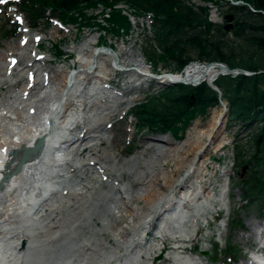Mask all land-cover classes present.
<instances>
[{
  "label": "bare ground",
  "instance_id": "bare-ground-1",
  "mask_svg": "<svg viewBox=\"0 0 264 264\" xmlns=\"http://www.w3.org/2000/svg\"><path fill=\"white\" fill-rule=\"evenodd\" d=\"M212 19L216 20V16L212 15ZM42 38L41 35L24 31V37L6 50L8 53L3 55L5 62L0 67V76L4 81L9 82L13 75L11 68L18 62L10 57L14 51L30 41ZM95 43V40L86 41L78 49L74 61V65L77 63L78 66L70 74L64 73L63 69L52 72L53 77L49 78L48 88L42 95L33 97L36 83L30 87L26 83L23 90L30 91L29 102L22 109L16 110L13 107L15 99L20 105L23 104L16 97H13L11 104L0 103V179L8 176L0 186V264H151V256L157 245L146 241L148 232L152 235L157 231V236L163 240L172 239L178 243L177 239L180 237L189 242L194 231L190 228L196 226L195 222L205 215V210L198 212L196 208L202 204V199L207 203L214 201L215 197L211 196L206 187L199 188L196 183L204 171H207V157L225 145L226 114L224 115L220 106L221 110L218 113L213 111L205 124L196 120L190 125L186 138L181 142L171 141L166 135L155 138L153 141L163 145L154 149L155 155L139 163V155L144 152L132 155L125 164L118 165L121 170L119 173L113 172V165L116 163L112 156H103L102 152L105 153L106 149L98 148V142L107 144V138L100 134L103 129L101 125L108 115L106 110H111L108 101L115 96L114 93H106L109 92L107 81L112 76L110 68L114 69L115 74L116 71H131V76L137 77L134 79L139 83L150 80L157 85L170 82L168 77L155 79L152 75L154 73L141 60L128 54V50L124 52L120 48L119 53L110 52L108 48L96 47L89 50L90 45L95 46ZM33 56L28 55L27 65L35 63ZM132 61L135 64L130 65ZM217 71L215 67L193 63L181 74H172L171 78L200 81ZM132 88L125 87L123 94L130 93ZM118 95L121 93L116 94ZM90 99L86 114L79 115L78 111L84 110L81 106ZM117 103L121 104L123 101L120 99ZM30 108H34L33 115L28 113ZM93 110L104 112L97 119L96 126L88 121ZM51 119L52 130L48 132L46 122ZM80 124L83 125L84 133L81 135L80 132L72 138L70 135ZM41 135L47 137L41 153L24 163L19 173H12L21 150L18 151L15 162H9L8 152L22 146L31 147ZM14 137L17 138L16 142ZM54 139L58 144L68 145V150L63 153V157L67 159L70 147L79 142V149H76L73 156L83 160L79 166L66 161L64 167L58 170L60 174L56 171L57 176H54L55 169L50 167L54 166L50 164H54L51 155H57L52 153ZM168 159L175 166L171 174L164 173L162 168L168 163ZM156 167L161 170L158 174L154 170ZM94 169L113 172L109 178L112 191L103 195L96 193L95 197L91 195L87 200H78L76 196L82 191L79 193L77 186L86 189L87 194L91 193L93 187L89 184L91 181L88 174L90 172L95 175ZM181 170H185V173L176 179L175 174ZM123 174L132 184L140 187L131 191L123 184L116 185ZM158 180L163 182L160 187L157 185ZM85 186L90 187L87 189ZM220 198L221 194L218 200L225 203L224 198ZM113 199L124 201L123 204H118L117 201L110 203ZM136 201H142L143 206H130ZM252 239V256L247 259L246 264L256 262L259 258L264 245V225L252 227L247 235L240 237V241L246 242L245 244ZM176 249L180 248L175 247L174 250ZM176 251L172 257L175 264L201 262L189 261Z\"/></svg>",
  "mask_w": 264,
  "mask_h": 264
},
{
  "label": "trees",
  "instance_id": "trees-1",
  "mask_svg": "<svg viewBox=\"0 0 264 264\" xmlns=\"http://www.w3.org/2000/svg\"><path fill=\"white\" fill-rule=\"evenodd\" d=\"M242 5H229L224 13L234 16L232 28L224 30V25L210 22L204 13H197L183 0H18L19 11L29 27L40 25L48 28L50 19L72 25L80 31L98 26L99 32L129 35L130 22L120 10L114 9L125 3L137 13L152 12L153 39L147 40L146 56L154 68L159 64L175 65L174 72L180 73L192 62H220L230 68H240L253 72L251 76H220L215 86L218 95L203 82L198 86L176 84L165 86L156 93L145 96L135 104L128 115L135 119L138 132L151 135H171L180 137L186 127L196 118L219 107V100L226 102L228 120L247 131L246 142L234 145V165L240 168L241 176L245 164L251 169L240 180L243 201L253 204L262 200L264 209V0H234ZM111 9L108 17L102 13L104 25L88 16L87 12L98 6ZM251 8L257 12H253ZM94 21V23H93ZM0 26L2 39L16 35ZM152 42L154 45H152ZM102 43V39H101ZM42 48V46H41ZM54 56L61 57L60 45L52 43ZM181 133V134H180ZM241 227V222L233 219L231 228ZM237 250L229 246L224 256L234 257ZM221 252L215 253L220 258Z\"/></svg>",
  "mask_w": 264,
  "mask_h": 264
},
{
  "label": "rangeland",
  "instance_id": "rangeland-1",
  "mask_svg": "<svg viewBox=\"0 0 264 264\" xmlns=\"http://www.w3.org/2000/svg\"><path fill=\"white\" fill-rule=\"evenodd\" d=\"M6 3L7 2L0 4V26H4V24H6V29L11 30L14 29L16 27V23H18L20 27L17 29V34L14 38L2 39L0 34V67L5 62L3 60V55H5L6 50L8 51L11 46L16 45L18 41H20L22 37H24V30L27 29V22L21 16V14H19L17 7L13 5V7L8 8ZM223 7L226 8V6ZM103 11L104 7L98 6L96 9L88 11L87 15L95 16V20L98 21L101 25L105 26L102 20ZM128 13L130 15L131 22L135 25L132 26L131 23V28L129 31L130 34L127 36L124 35V33L122 32L120 36H117L116 34H112L110 32L106 33L104 31L97 33L95 30L99 29L98 26L83 29L81 33H79L78 30L74 27L67 26L65 28H60L58 25H50L49 28H44L43 25H40L35 30L27 29L30 31L31 34H38L43 36L40 42L42 43V48H40L37 53L35 52V54L40 53L39 55L44 56V58L41 61L36 62L37 65H27L26 58L28 59V55L32 57V53L33 51H35V49H33L34 47L30 46L31 48L29 49L28 46L33 41L28 42L26 46H21L16 51H14L11 57L18 58V62L16 63V65L14 64L15 66L13 65L15 70L10 79L11 81H4L3 78H1L0 76V103H4V105H7L11 104L14 101L13 97L20 99V96L22 94L21 90H23V86L27 82L25 76L26 71H28V69L35 70L36 72L35 78L37 85H35L36 89L34 91V94L32 95L33 97H36L39 92H41V87H43L42 73L44 71L48 72L50 77H53L52 72H59L61 71L60 69H64L67 66L70 67V72L77 57L78 49L86 41L98 40L99 37H101L103 45H113L114 47H116L113 50L115 53H119L120 48H122L120 50H123L124 52L128 50V54L134 55L136 59L141 60L146 65V67H148V62L150 60L146 56L145 49L147 45L144 46L146 44L147 38L144 39L142 35V30L145 28V25L142 21H140L139 25L136 24V17L132 14V12L128 11ZM17 17L20 18L19 21L17 20ZM52 43L59 44L64 54L72 55L73 58L71 60L63 62L64 57H62L61 60L55 61L53 59ZM31 49H33L32 52ZM30 61H32V58ZM129 64L132 65L135 64V62L132 61ZM174 68L175 65L173 64H170L168 66L159 64L155 69L159 74H175ZM41 69L43 70L42 72ZM73 69H77V66ZM113 70V68H110V73L112 76L110 77V81L108 80L107 83L111 87V91H117L118 93L120 92L121 95L116 96V93H114L115 96H112L113 99H109L108 101V105L110 106L111 110H106L105 112L108 113V115H106V120L102 123L103 125H101L103 129L100 133L101 136L107 138V144L102 145L101 142H98V148L100 147L104 150L106 149L105 153L102 152L103 156H112L113 161L116 163V167L113 165V172L119 173L121 171L120 166L122 164H125L126 160H128L132 155H139L140 152H144L143 155H139V163L141 160L148 159L149 157L155 155L154 149L156 147H163L161 143L153 141V139L158 138L160 136H153L146 132L137 133L135 128V119L131 116H128V114H126L125 112H127L136 103L142 102L145 99L146 95L156 93L165 86L161 84L157 85L156 82L151 80L148 82L139 83L137 82V80L134 79L137 77L131 76V71L127 73L116 71L115 74ZM151 70L153 71V68ZM11 83L12 85H10ZM127 86H132L133 88L130 93L123 94V91ZM106 93L110 94V92ZM120 99L123 101V103L118 104L117 101ZM18 104L19 103L16 102L15 99L13 107L20 106V104ZM87 109L88 108H86V110ZM220 110V107L211 109L206 113L205 116L198 117L196 118V120L199 121L201 124H205L210 119L213 111H216L218 113V111ZM103 115L104 112L101 113V111L93 110L92 116L88 117V121H90L92 124L98 123L97 119L99 120V118ZM196 120L190 123L182 134L180 133V137L174 139L170 135L166 136L170 137L171 141L181 142L186 138V131L189 126L192 125ZM101 127L99 126L98 129H100ZM83 131V125L80 124L78 129H76L74 133H83ZM247 138L248 135L246 130H243L241 127H239L238 124L229 122V120L227 119L226 129L224 132L225 145L219 151H217L216 153H212L210 154V156L207 157V159L205 160V164L207 165V171H204V173L196 183L199 188L203 186L206 187L208 192L211 193V196L213 198L215 197L214 201L212 203H207L206 200L202 199V204L196 208V211L198 210V212L205 210V215L202 218H197L198 220L195 222L199 225V228H190V230H195V232H193V237H191L192 240H190L189 242L186 241L185 243H181L177 239V243L176 240L172 239H156L154 238V234H156L157 231H154V234L152 233V235L151 233L147 234V236L145 237L146 241L150 243L152 242L153 244L157 245V248L152 256L157 255L162 250V247H164V249L166 250V252L162 256V259L159 260L156 264H175L172 258L177 252L176 250H174L175 247H186L184 251H181L180 249L179 252H183V255L191 253L193 259H198L203 264H246L247 259L251 256L250 247L252 246L253 239L248 244H245L246 242L242 243L240 241V237L242 235H247V231L250 228H257L260 226V224L264 225V209L261 210L260 204L262 200L255 201L253 202V204H248L243 201L244 195L240 187V180L244 178L247 172H249L251 166L245 164L248 165V168L246 169L244 174L238 176L237 172L240 171V168H236L233 161L234 145L236 143H239L240 141L245 143ZM76 147L77 145L72 146V151L70 152L68 158V161L72 165L73 163L75 164L73 166H78L80 163L83 162L81 157L73 156V151ZM146 147L149 148L146 149ZM189 157H192V155H190ZM170 160L171 159H168V163H166L162 167L164 173L171 174V172L175 170L174 163ZM116 161L119 162L117 163ZM154 170L157 174L161 172L158 167L154 168ZM94 171H96L95 175H91L90 172L88 174V177L90 178L89 180L91 181L89 182V184L93 187V189L90 191V194L86 193V189H80L81 186L76 187L79 193L82 191L81 194L76 196L78 200H80V198L87 200V197L90 198L91 195L95 197L96 193L103 195L112 191V188L110 186V183L112 182L109 181V178L112 176L111 174L113 172L108 170H103L101 172L97 171V169H94ZM184 173L185 170H181L180 173L175 174V178H179L180 175H183ZM130 183V180H128L123 174L121 177V181L116 185L122 186L123 184L124 186L128 187L131 191L137 190L140 187L138 184ZM161 183H163L162 180H158V187H160ZM90 186H85V188L88 189ZM217 193L221 194L220 199L224 198L225 203L221 202L222 200H218V195H216ZM177 195L178 194H176V196ZM135 199L136 197H134V200ZM111 201L112 202L110 203H113V201H117L118 204H123L124 199H113ZM136 203L134 204L133 202L131 203L132 205L130 204V206H143L142 201H136ZM61 204L63 205V203ZM92 205L94 204L92 203ZM92 205H89V207ZM108 206L109 205H107V207ZM100 207L101 206H99L98 209H100ZM116 213L117 211H115V214ZM108 215L109 213H107V217ZM217 216L219 217V219L217 218ZM233 219L240 221L241 227L237 226L232 229L231 221ZM85 232L88 234L87 231ZM89 233L90 235H92V232ZM229 246L237 250L236 256H224V251ZM217 251L218 253L221 252L222 254L220 258H215V253H217Z\"/></svg>",
  "mask_w": 264,
  "mask_h": 264
},
{
  "label": "water",
  "instance_id": "water-1",
  "mask_svg": "<svg viewBox=\"0 0 264 264\" xmlns=\"http://www.w3.org/2000/svg\"><path fill=\"white\" fill-rule=\"evenodd\" d=\"M233 5L237 6V5H242V3L240 1H236L232 3ZM253 12H257L253 9H251ZM224 19L226 21V25L224 26V30L228 31L229 29L232 28V22L234 19V16L232 14H226L224 16ZM110 52H113L111 49H108ZM205 67H215L218 69V71L216 73H214L212 76L205 78L203 77L200 81H183V80H173L171 78V76L166 75V77H168V81L171 84H178V83H183V84H190V85H199L200 83L206 81L208 83V85L210 86L211 89H213L215 92L218 93L219 96H221V92L220 90L214 85L215 81L220 77V76H225V75H230L231 77H236L239 75H245V76H251L254 73L252 72H247L243 69L240 68H230L228 67L226 64L224 63H219V62H211V63H206L204 64ZM163 76H155V79H160ZM219 105L222 109V112L224 113L225 117L227 118L228 114H227V107H226V103L222 100H219ZM225 118V119H226ZM44 146V138H40L38 139L33 147H23L21 149V154L19 156V158L17 157V151L14 152H10V156L13 158L12 160H14V162L16 161V158H18L16 166L14 167L12 173H18L19 170L22 168V166L24 165V163H26L28 160L32 159L33 157L36 156V154L41 153L42 151V147ZM11 160V161H12ZM248 168V165H245L244 167H242V174L245 173L246 169ZM5 177H3L0 181V186H2V182L5 181L8 176L5 175Z\"/></svg>",
  "mask_w": 264,
  "mask_h": 264
},
{
  "label": "built area",
  "instance_id": "built-area-1",
  "mask_svg": "<svg viewBox=\"0 0 264 264\" xmlns=\"http://www.w3.org/2000/svg\"><path fill=\"white\" fill-rule=\"evenodd\" d=\"M204 1L205 0H189L188 4L192 5L194 7V9H196V10L200 6L207 7L208 12L210 14V19H212V15H215L216 19H218L217 18V14H218L219 8H221L223 5H225V2H227L228 0H213V2H204ZM216 1H219L218 4H216ZM120 7H122V6H120ZM123 8L125 9L124 13L129 15L128 11H130V10H128L127 7H123ZM152 19H153V14L152 13H147L144 16H142L140 19H136L135 22H136V24L137 23L139 24L140 21H142L144 23L145 27L147 29H149Z\"/></svg>",
  "mask_w": 264,
  "mask_h": 264
},
{
  "label": "snow or ice",
  "instance_id": "snow-or-ice-1",
  "mask_svg": "<svg viewBox=\"0 0 264 264\" xmlns=\"http://www.w3.org/2000/svg\"><path fill=\"white\" fill-rule=\"evenodd\" d=\"M6 2V0H0V4H2V3H5ZM17 20L19 21L20 20V18L19 17H17Z\"/></svg>",
  "mask_w": 264,
  "mask_h": 264
}]
</instances>
